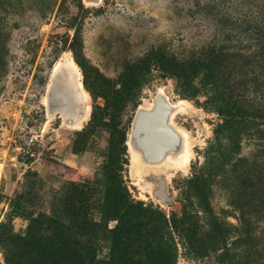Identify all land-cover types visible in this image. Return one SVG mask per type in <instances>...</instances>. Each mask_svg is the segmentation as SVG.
Returning <instances> with one entry per match:
<instances>
[{"label":"rangeland","instance_id":"1","mask_svg":"<svg viewBox=\"0 0 264 264\" xmlns=\"http://www.w3.org/2000/svg\"><path fill=\"white\" fill-rule=\"evenodd\" d=\"M62 1L0 0V264H264L258 207L244 216L231 202L234 162L207 177L223 122L207 104L210 78L178 80L161 56L227 35L238 53L257 51L245 32L263 24L264 0H67L60 11ZM80 3L88 12L76 60L63 18ZM70 59L88 97L50 112L54 68L71 71ZM133 65L137 96L123 87ZM148 112V139L162 140L166 126L178 133L149 159L135 142L131 160L137 117ZM241 148L253 151L247 140ZM120 184L150 209L126 213L124 230L103 217Z\"/></svg>","mask_w":264,"mask_h":264},{"label":"trees","instance_id":"2","mask_svg":"<svg viewBox=\"0 0 264 264\" xmlns=\"http://www.w3.org/2000/svg\"><path fill=\"white\" fill-rule=\"evenodd\" d=\"M66 1L61 2L60 11H63ZM77 9L76 13H67L63 18V23L75 31L70 49L76 60L82 38L81 29L88 12L81 3L77 5ZM248 33L252 35L248 39L254 41L257 47L255 52L238 53L235 47L227 45L232 37L227 35L223 38L216 36L201 48L190 50L188 53L177 54L164 49L161 56L164 62L172 65L178 80L187 79L188 75L198 72H203L206 78H210V82L204 87L208 96L207 104L210 103L211 107L223 116V122L215 129L214 142L208 149L211 158L208 162L207 177L218 173L219 168L232 160L234 164L230 173L235 191L231 198L232 204L239 208L244 216L245 208L256 204V212L264 219V22L255 26L252 32H245V35ZM130 69L132 71L126 77L123 87L127 91L131 89V96H137L135 84L139 82L130 75H133L138 66L133 65ZM142 83L146 85L147 81ZM84 85L88 89L86 76ZM88 91L93 94L91 89ZM139 94L141 93L138 91V96ZM219 101L223 104L219 105ZM260 120L263 123H259ZM224 140L227 142L225 145ZM243 140L253 145V151L248 157L240 156ZM120 168L121 163H116V169ZM143 205L144 203L131 198L127 188L120 184L114 195L105 200L103 217L118 220L117 228L124 230L129 223L126 213L145 215L143 213L150 212V209L143 208ZM52 222L58 235L66 233L67 229L62 222ZM147 222H150V219ZM222 233L221 230L215 231L216 236H221Z\"/></svg>","mask_w":264,"mask_h":264},{"label":"bare ground","instance_id":"3","mask_svg":"<svg viewBox=\"0 0 264 264\" xmlns=\"http://www.w3.org/2000/svg\"><path fill=\"white\" fill-rule=\"evenodd\" d=\"M68 61V60H67ZM68 64V67L71 69V74H73V76L75 77L78 85V89L81 90L82 94L81 96L79 95V97L77 96V101L78 102H82V99H87L88 97V93L85 91V89H83L82 85L79 82V78H77L78 72H77V67L74 61H72L71 59L66 62ZM68 68H66L65 63H61L58 62L54 68V72L51 76V81L49 86L47 87V96L49 91L51 90L53 83L55 81V79L58 77V79H61L63 77H65L66 74H68L67 71ZM77 76H76V75ZM79 79V80H78ZM68 81V80H67ZM60 82H64V81H60ZM165 100V99H164ZM77 102V103H78ZM62 105H64L66 102H62ZM163 103V102H162ZM67 105V104H65ZM64 105V106H65ZM156 105L159 106L160 102L156 101ZM160 107V106H159ZM66 108V107H65ZM148 115V116H147ZM143 116V115H139V117H137V121H136V130H135V134L133 135L131 141H130V151H132V157L131 160H133V156H135V153L133 152V145H136L135 142H137L138 144H141L140 148L146 153V157L147 159H149L150 157H153V153H158L162 151V149H165L167 146H169L172 143L173 140V136L177 135V130L170 128L169 126L164 127L162 130L166 131L168 133V136L170 137V139H168V136L164 137L162 140H160L159 142H153L150 139H148L147 137L150 135V132H147V126H149V124L153 121V112H148V114ZM159 122H162L161 119H157ZM170 125V124H169ZM140 134V137H135V135ZM143 134V136H142ZM173 144V143H172ZM137 146V145H136ZM171 146V145H170ZM151 152V153H149Z\"/></svg>","mask_w":264,"mask_h":264},{"label":"water","instance_id":"4","mask_svg":"<svg viewBox=\"0 0 264 264\" xmlns=\"http://www.w3.org/2000/svg\"><path fill=\"white\" fill-rule=\"evenodd\" d=\"M61 80L64 82H60ZM77 85L78 83L71 71H68V74L61 79L57 77L47 96L49 111L54 112L56 108L60 107L62 105L61 100L63 103L66 102L65 104H76L78 102L76 100L77 96L79 97L82 94ZM161 132L162 135L168 136L166 131L162 130ZM168 139H170L169 136Z\"/></svg>","mask_w":264,"mask_h":264}]
</instances>
